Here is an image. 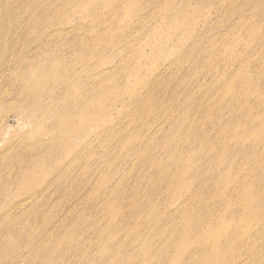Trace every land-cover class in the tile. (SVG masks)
<instances>
[{"label":"rangeland","instance_id":"1","mask_svg":"<svg viewBox=\"0 0 264 264\" xmlns=\"http://www.w3.org/2000/svg\"><path fill=\"white\" fill-rule=\"evenodd\" d=\"M205 262L264 264V0H0V264Z\"/></svg>","mask_w":264,"mask_h":264},{"label":"bare ground","instance_id":"2","mask_svg":"<svg viewBox=\"0 0 264 264\" xmlns=\"http://www.w3.org/2000/svg\"><path fill=\"white\" fill-rule=\"evenodd\" d=\"M40 83H42V82H38L37 84L40 85ZM67 121H68V128H67V130H69V132H70V131H72V128H73V127H71L69 124H72L73 122H71L69 119H67ZM81 123H82V125H81L82 127H85V126H86V123H85L84 120L81 121ZM250 203H251V202H250ZM253 203H254V202H253ZM247 207L249 208L248 205H247ZM250 207H251V206H250ZM253 207H254V205H253ZM248 208H247V209H248ZM249 209H250V208H249ZM251 210H252V209H251ZM241 211H242V210H241ZM249 211H250V210H249ZM252 211H254V209H253ZM246 212H247V211H246ZM250 212H251V211H250ZM251 214H252V212H251ZM245 217H246V216H245ZM242 221H244L248 226H249V223L251 222V221H249V220L246 219V218H243ZM247 225H246V226H247ZM225 230H226V229H225ZM219 231H220V230H219ZM186 233H187V232H185V234H186ZM222 233H223V231H222ZM191 234H192V232H191ZM197 234H198V233H197ZM188 235H189V234H188ZM192 236H193V234H192ZM212 236H213V235H212ZM200 238H201V236H200ZM214 238H215V236H214ZM186 239H187V238H185V242H186ZM189 239H190V238H189ZM202 239H203V238H202ZM202 239H201V240H202ZM216 239H217V238H216ZM190 240H191V239H190ZM213 240H214V239H212V238H208V239H204V240H202L203 243H204V246H203V247H207V246H209V245H210V247H212V246H211L212 244H210V243H211V242L214 243ZM193 241H194V240H193ZM198 241H199V239H198ZM202 241H200L199 244H201ZM216 241H217V240H216ZM216 241H215V242H216ZM185 242H184V243H185ZM187 242H188V241H187ZM190 242H191V241H190ZM196 242H197V239H196ZM191 243H192V242H191ZM191 243H190V245H192ZM182 244H183V242H182ZM187 244H188V243H187ZM187 244H183V245H187ZM196 245H197V244H196ZM213 245H214V244H213ZM183 247H184V246H183ZM188 247H191V246H189V244H188ZM193 247H194V246H193ZM183 249H184V248H183ZM197 249H198V248H197ZM204 249H205V248H204ZM200 250H202V248H200ZM212 251H213V250H212ZM217 251H218V250H215V251L213 252V254H215V255L212 254V258L215 257V259H216L217 255H219V253H218L219 251H218V252H217ZM204 255H206V253H205ZM200 257H202V256H200ZM201 259H203V258H201ZM218 259H219V258H217V260H218ZM204 260H205V259H204ZM204 260H203V262H204ZM207 260H208V259H207ZM211 260H212V259H211ZM205 261H206V260H205ZM209 261H210V260H209ZM207 262H208V261H207ZM207 262H205L204 264H206ZM211 262H213V261H211ZM200 263H201V262H200ZM221 263H222V262H221ZM221 263H220V264H221ZM222 264H223V263H222Z\"/></svg>","mask_w":264,"mask_h":264}]
</instances>
